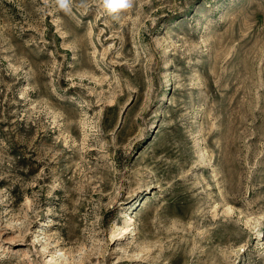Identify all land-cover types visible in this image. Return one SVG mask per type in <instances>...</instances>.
Segmentation results:
<instances>
[{
	"label": "rangeland",
	"instance_id": "rangeland-1",
	"mask_svg": "<svg viewBox=\"0 0 264 264\" xmlns=\"http://www.w3.org/2000/svg\"><path fill=\"white\" fill-rule=\"evenodd\" d=\"M0 0V264H264V0Z\"/></svg>",
	"mask_w": 264,
	"mask_h": 264
},
{
	"label": "clouds",
	"instance_id": "clouds-1",
	"mask_svg": "<svg viewBox=\"0 0 264 264\" xmlns=\"http://www.w3.org/2000/svg\"><path fill=\"white\" fill-rule=\"evenodd\" d=\"M70 0H57L60 9L64 11L69 10ZM104 7L109 13H117L122 9L131 7V0H105Z\"/></svg>",
	"mask_w": 264,
	"mask_h": 264
}]
</instances>
